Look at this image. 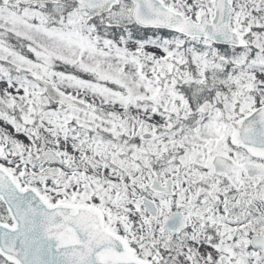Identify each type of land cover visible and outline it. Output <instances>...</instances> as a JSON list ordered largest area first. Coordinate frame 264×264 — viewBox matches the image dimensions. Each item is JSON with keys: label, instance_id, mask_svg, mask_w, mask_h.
Returning a JSON list of instances; mask_svg holds the SVG:
<instances>
[{"label": "snow or ice", "instance_id": "6c2138e0", "mask_svg": "<svg viewBox=\"0 0 264 264\" xmlns=\"http://www.w3.org/2000/svg\"><path fill=\"white\" fill-rule=\"evenodd\" d=\"M0 264H264V0H0Z\"/></svg>", "mask_w": 264, "mask_h": 264}]
</instances>
